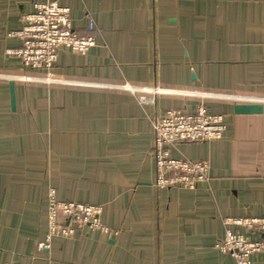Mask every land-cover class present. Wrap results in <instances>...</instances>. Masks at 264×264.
Here are the masks:
<instances>
[{
  "label": "crops",
  "instance_id": "1",
  "mask_svg": "<svg viewBox=\"0 0 264 264\" xmlns=\"http://www.w3.org/2000/svg\"><path fill=\"white\" fill-rule=\"evenodd\" d=\"M41 3L81 35L94 24L96 46L62 49L51 86L9 56ZM200 102L225 116L223 139L172 155L207 163L210 181L158 193L153 122ZM247 104L264 106V0H0V264H237L216 249L227 222L264 219V115L235 113ZM49 190L102 208L112 235L36 255Z\"/></svg>",
  "mask_w": 264,
  "mask_h": 264
},
{
  "label": "built area",
  "instance_id": "2",
  "mask_svg": "<svg viewBox=\"0 0 264 264\" xmlns=\"http://www.w3.org/2000/svg\"><path fill=\"white\" fill-rule=\"evenodd\" d=\"M93 31L94 24L91 23L87 35L76 32L70 20V10L66 7L57 3L36 4L34 12L24 18L23 28L12 34L22 46L9 52V56H16L24 68L37 74L39 83H50L60 51L66 48L73 54L86 55L96 46L91 35ZM226 129L224 115L212 114L203 103L198 104L191 114L171 110L157 118L153 122L155 190L158 193L172 188L197 190L205 186L210 181L209 165L176 159L172 152L182 145L220 141ZM46 214L47 235L36 247L37 254L48 251L53 241L72 240L85 229L112 235L100 221L102 208L58 201L55 190L48 194ZM250 234L258 238L250 240ZM216 249L237 264H250L253 256L264 255V219L228 221L224 238Z\"/></svg>",
  "mask_w": 264,
  "mask_h": 264
},
{
  "label": "water",
  "instance_id": "3",
  "mask_svg": "<svg viewBox=\"0 0 264 264\" xmlns=\"http://www.w3.org/2000/svg\"><path fill=\"white\" fill-rule=\"evenodd\" d=\"M10 99L12 108L14 109V83L10 84ZM144 104H152V100L143 99L141 100ZM235 113L237 115L254 116V115H264V106L256 104L247 105H237L235 106Z\"/></svg>",
  "mask_w": 264,
  "mask_h": 264
},
{
  "label": "rangeland",
  "instance_id": "4",
  "mask_svg": "<svg viewBox=\"0 0 264 264\" xmlns=\"http://www.w3.org/2000/svg\"><path fill=\"white\" fill-rule=\"evenodd\" d=\"M55 69H56V68H55ZM55 71H56V70H55ZM55 71L53 72L54 74H55ZM54 74H53V80H52V82H50V83L47 82V83H42V84L40 83V85H42V86H46L45 84H47V86H51V85L57 84L56 80H54V76H55ZM200 103H203V104H204V102H200ZM200 103H199V104H200ZM220 115H222V114H220ZM224 117H225V116H224ZM198 143H199V142H198ZM200 143H202V142H200ZM194 144H195V143H194ZM176 148H177V147H176ZM181 159H182V158H181ZM186 160H188V159H186ZM189 161H190V160H189ZM192 162H193V161H192ZM167 190H170V189H167ZM49 192H50V190H49ZM48 194H49V193H48ZM56 198H57V195H56ZM57 200H58V198H57ZM58 201H59V200H58ZM79 204H82V203H79ZM47 205H48V201H47ZM47 205H46V208H47ZM83 205L90 206V205H87V204H83ZM88 230H89V229H88ZM91 231H92V230H91ZM46 235H47V234H46ZM78 235H79V234H78ZM78 235H77L75 238H73L72 240H69V241H62V242H72V241H74V240L78 237ZM45 238H46V236H45ZM45 238H44V240H45ZM44 240H43V241H44ZM43 241H42V242H43ZM53 242H61V241H53ZM53 242H52V244H53ZM40 243H41V242H40ZM40 243L38 242V245H39ZM52 244H51L49 250H51V248H52ZM38 245H37V246H38ZM37 246H36V247H37ZM35 250H36V249H35ZM49 250H48V251H49ZM43 253H44V252H43ZM39 254H42V253H39ZM36 255H37V253H36ZM36 255H35L34 258H33L34 260H35V258H36ZM16 263H18V262H14L13 264H16ZM20 264H21V263H20Z\"/></svg>",
  "mask_w": 264,
  "mask_h": 264
}]
</instances>
